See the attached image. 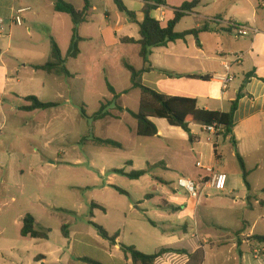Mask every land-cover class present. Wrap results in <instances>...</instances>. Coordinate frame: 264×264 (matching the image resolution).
<instances>
[{
  "label": "rangeland",
  "instance_id": "374dc122",
  "mask_svg": "<svg viewBox=\"0 0 264 264\" xmlns=\"http://www.w3.org/2000/svg\"><path fill=\"white\" fill-rule=\"evenodd\" d=\"M71 1L78 4L77 0ZM92 1L109 12V23L113 27H123L125 20L128 21L114 0ZM137 6V0L131 1L130 7L126 5L132 9ZM30 15L26 14L27 17ZM28 25L24 24V27ZM47 44L48 41H41L36 46L43 49ZM123 56L133 66L139 60L137 54ZM23 58V63L48 60L40 56L30 58L27 53ZM3 61L10 65L11 74L6 89L3 88L4 81H0V208L3 211L0 223L8 228L6 239L10 241V246L17 249L16 263L35 264L33 257L41 254V249L35 247L31 238L21 236L22 220L29 214L35 217L39 228L52 231L50 239L53 245L63 241V227L67 226L73 232L90 230L99 243L107 246L108 241L102 239L89 224L94 222L109 233L115 230L121 233V242L125 246H129L125 242L138 237L148 239L155 249L171 245L169 247L186 251L188 256L194 254L191 252L199 246L203 252V261L207 264H221V261L258 264L257 261H264L253 258V242L249 246L244 243L239 249L233 246L232 239L243 230L242 221L247 220L243 232L249 234L259 215L251 219L250 205L243 199L241 191L246 186L238 162L228 165V171L238 173L236 191L218 192L207 187L200 188L199 201L192 199L195 202L183 205L178 211L177 208L173 210L176 205L169 198H184L186 202L190 198L178 186V180L183 176L179 169H166L165 161L154 168H148V173L137 180L114 173V170L132 172L146 169V163L141 157L147 149H161V145L166 146L167 142L141 137L135 149L134 142L122 130V122H95L94 115L110 95L106 82L99 74L91 87H86V80H83L81 86L71 94L72 82L66 78L59 82L45 72L30 67L19 68L20 73H16L12 66L15 59L4 55ZM91 62L92 57L87 56L78 63L69 61V68L76 71L88 67ZM110 68V83L119 91L128 88L130 74L124 69L121 59H114ZM30 96L58 106L27 111L24 108L32 103L25 99ZM132 97H123L118 103L133 108ZM83 109L90 119L83 118ZM105 123L109 126H105ZM94 137L121 140L119 142L127 147L114 149L95 146L91 143ZM168 138L171 139L168 143L173 150L184 153L187 152L184 148L189 149V144L182 142L177 132H172ZM131 160L136 163L135 167L129 166ZM160 160L162 162L165 159ZM184 162V157L178 159L177 156V162L172 163H177L179 168ZM190 163L188 165L192 169L194 166ZM155 186H159V190ZM150 192L154 197L146 200L145 196ZM235 200L238 203H234ZM163 202H168L170 207H164ZM93 203L104 210L92 211ZM158 205L163 209H159ZM151 221L158 227H153ZM185 226L190 235H183ZM164 231L169 236L176 235V239L163 240ZM253 232L264 234L263 220H258ZM179 237L185 238L182 245L178 244ZM94 256L104 261V254L100 250L95 249Z\"/></svg>",
  "mask_w": 264,
  "mask_h": 264
},
{
  "label": "crops",
  "instance_id": "0c3cea01",
  "mask_svg": "<svg viewBox=\"0 0 264 264\" xmlns=\"http://www.w3.org/2000/svg\"><path fill=\"white\" fill-rule=\"evenodd\" d=\"M65 1L71 3L77 10H82L84 7V0H77L78 4L71 0ZM88 1L91 6L90 16L88 21L81 25L79 31L80 36L83 38L80 44L81 53L77 59H68L66 64L72 76H55L45 72L59 82L63 78L71 81V94L75 88L81 86L80 82L83 80H86V87H91L97 74L104 79L107 86V82L110 83L111 81V62L119 58L123 67L124 62H128L122 58L123 55L137 54L139 60L134 67L138 70L144 67L143 60L140 57L141 47L138 44H125L122 42V39L125 38L139 40L138 25L128 19V21L125 20L123 27H113L109 23V12L96 6L92 0ZM122 1L130 7V2L133 0ZM156 1L152 0L150 4L156 5ZM165 1L166 5L158 6L157 10L151 14L153 18L161 22L163 27L174 19L175 9L193 0ZM137 2L138 6L136 8H128V10L130 9L131 12L136 13L138 22H142L144 20L142 11L147 2L145 0H137ZM20 9L28 10L22 15L24 24H29L28 27H24V24L23 26H13L11 24V18L14 16L15 11ZM29 13L31 15L27 17L26 14ZM0 19H4L10 29L8 36L0 38V81L5 83L3 88L6 89L11 74L10 65L3 61L4 55L15 59L12 66L16 73H20L19 68L30 67L35 70L34 65H44L49 61L51 39H53L59 45L63 57L66 58L73 34V22L68 14L55 11L54 0H0ZM204 24L207 25L208 30L200 34L198 39L189 36L185 40H178L167 47L154 49L150 58L153 71L144 74L143 82L147 87L168 97L196 99L198 106L207 111L227 113L230 111L232 103L237 101L238 107L234 115L236 146L233 145L230 137L224 135L218 138L211 136L203 130V125L199 124L191 126V133L195 141L190 142L189 136L182 129L171 127L166 120L152 119L159 131L158 136L152 139L164 140L167 145H161V149L153 151L147 149L144 156L141 157L146 163V169L142 171L148 173V168H154L166 161V169H179L183 175L182 178L193 181L199 186V189H205L206 187L210 188L209 185L204 183L210 180V174L207 173L206 169L211 168L216 173L227 175L226 191L233 192L236 191L238 173L228 171V165L234 162L239 163L238 153L249 173L248 181L251 186L250 193L247 187L244 191L242 189L243 199L250 205L251 219L259 214L249 234L243 232L246 229L244 224H248L247 220L242 221L243 230L238 232L241 234L240 237L232 239L234 248L239 249V246L244 243L249 246L250 241L248 238L255 235L264 236V234L253 232L258 220L264 221V0H202L193 12L185 15L175 27V31L183 33ZM231 24H240L250 29H257L259 33H251L248 37H239ZM41 41H48L49 45L47 44L43 49L39 48L36 45ZM26 53L29 54L30 58L40 56L42 59L47 57L48 60H45V62L23 63L25 61L23 57ZM236 55H242V60L239 63L235 61ZM87 56L93 59L88 67L84 66L76 71L69 68V61L78 63ZM226 63L231 66L229 71L225 68ZM124 69L126 70L125 67ZM227 72L233 75L235 79L227 89H224L220 78L225 76ZM112 87L114 86L112 85ZM114 89L120 95L117 101L118 105H120L118 102L121 98L133 96V108L120 106L133 112L138 111L142 94L140 90L132 89L131 74L128 88L121 91L115 87ZM5 91L3 92L4 95L6 94ZM113 99L114 96L110 93L104 104L113 102ZM109 113L110 115L105 119L95 122H108V120L122 122L123 132L127 134L126 137H129L130 141L134 142V148L137 149L138 138H141L137 135V120L128 112L119 111L114 105L109 108ZM104 125L109 126L108 123ZM172 132H177L181 141L189 144L188 150L184 148V151L187 152L180 153L170 148L168 141L171 139L168 136ZM113 141L120 143L123 146L122 149H126L127 146L119 142L121 140ZM215 146L217 147L216 151ZM177 156L178 159L181 157L186 159V163L184 162L182 167L179 166V168L177 163H172L177 162ZM162 158L165 160L161 162L160 159ZM189 163L194 166L192 169L189 167ZM198 163H201L202 166L198 167ZM135 165L136 163L133 160L129 161L130 167H135ZM122 170L130 173L125 169ZM242 181L244 182V179ZM244 186H246L245 183ZM155 189L159 190V186H155ZM153 197L154 195L150 192L146 194L145 199L148 200ZM169 201L176 205L173 210L177 208V211L183 205L195 202L190 198L186 202V199L179 197L169 198ZM163 203L165 204L164 207H170L168 202ZM234 203H238V201L235 200ZM157 207L162 208L159 205ZM2 214L3 211L0 208V217ZM158 216L161 217V214L158 213ZM151 225L155 228L158 227L152 221ZM183 230L184 236L190 235L186 226ZM174 231L172 230V232ZM7 233L8 228L0 223V239L4 238L0 240V264H19L16 263L18 261L17 249L10 246V241L6 239ZM66 233V237L64 233L62 234L63 241L55 245L51 243L50 237L48 240L31 238L35 242L33 243L35 247L41 249L40 256L35 255L33 257L35 258V264H89L81 261L82 258L91 259L99 264H133L132 260L126 257L120 249V245H123L121 242L122 235L117 230L109 233L111 236L119 233L117 245H111L106 241L107 246L99 243L96 235L90 230L84 229L73 232L67 229ZM164 233L162 234L163 240L173 241L176 239V235L169 236L167 232L164 231ZM177 241L179 245H182L185 238L179 237ZM125 244L134 246L147 255L156 254L162 249L182 250L169 247L171 245L166 246L167 248L155 249L153 243L148 239L142 240L138 237L128 240ZM95 249L104 254V261L94 256ZM196 250H199V246L191 253H196ZM240 255L243 260V253L241 252ZM230 262L244 264L245 261H221V264H229ZM257 262L258 264H264V261ZM155 264H199V262L191 261L188 255L166 253L158 258ZM201 264H207V262L203 261Z\"/></svg>",
  "mask_w": 264,
  "mask_h": 264
},
{
  "label": "trees",
  "instance_id": "16d2710c",
  "mask_svg": "<svg viewBox=\"0 0 264 264\" xmlns=\"http://www.w3.org/2000/svg\"><path fill=\"white\" fill-rule=\"evenodd\" d=\"M145 1L147 3L142 11L144 20L142 22H138L137 14L128 10L122 0H114L118 10L121 13L125 14L131 22L136 23L139 27L140 38L138 41L131 38L122 39V42L125 44H138L141 47L140 57L143 60L144 64V67L141 70L136 69L126 61L124 62V67L131 74L132 89H138L142 94L139 109L137 112H133L118 105L117 101L120 98V95L116 92L114 87H112V85L107 82L108 90L114 96L113 102L106 104L103 103L100 107V110L94 115V120H102L108 117L110 115L109 108L114 105L119 111L128 112L137 120V135L139 137L154 138L158 136V128L152 121V119H163L166 120L171 127L182 129L189 136L190 142L195 141V138L191 133L192 125L199 124L203 125L204 127L206 125L218 123L222 127L223 132L221 134H218L216 137L218 138L221 135L230 137L231 142L234 146H236V140L234 137V115L238 107L237 101L232 103L231 109L227 113L207 111L201 109L198 106V102L196 99L185 97H168L147 87L143 82L144 74L153 71L150 58L153 54L154 49L167 47L169 44L175 43L178 40H185L189 36H194L198 39L200 34L208 30L207 25L204 24L201 27H197L183 33H177L175 31V27L185 17V15L193 12L200 5L202 0H193L192 2H187L180 8L175 9L174 19L171 20L165 27L162 26L161 22L153 18L151 14L153 11L157 10L158 6L166 5V1L157 0L156 5L150 4L152 0ZM54 6L56 12L68 14L73 22V34L67 56L66 58L63 57L59 45L53 39H51V53L49 61L44 65H34L33 68L37 71H43L50 75L71 77L72 75L67 69L66 65L67 60L77 59L81 53L80 44L83 41V38L80 36L79 31L81 25L88 21L91 6L88 0H84V7L82 10H77L75 6H73L71 3L66 2L65 0H54ZM237 26L241 27L244 25L237 24ZM167 74L172 75L170 73ZM25 100L32 103L31 106L24 108L27 111L46 110L58 106L57 104L53 103H43L35 96L27 97ZM82 116L85 119H90L85 109L82 110ZM91 143L95 146L112 147L116 149L123 148L120 143L110 139H101L94 137ZM216 148L217 147L215 146V151ZM237 158L243 172L244 183L250 193L251 186L248 181L249 173L245 167L243 159L238 153ZM114 173L126 176L133 180H137L145 176L147 174V171H132L130 173H126L124 170H114ZM117 190L123 194H126L124 191H121L119 189ZM91 207L92 211L94 209L104 210L101 206L94 203L91 205ZM91 215H93V212L91 213ZM22 223V237H29L36 240L49 239L51 230L41 227L39 228L37 220L32 215L29 214L25 216ZM89 224L94 228V230L102 239L108 241L111 245H117V240L119 238L118 233L111 236L109 232L102 226H99L94 222H89ZM67 229V226L63 227V233L65 237L67 236ZM237 237H239V233L237 234ZM248 240L253 243L264 244V236L255 235L248 238ZM120 249L126 257L132 260L133 264H155L157 259L162 257L166 253L188 255L186 251L173 249H162L160 252L153 255L144 254L134 246L120 245ZM189 258L191 261H198L199 264H201L203 262L202 250L199 249L196 253L189 255ZM80 260L89 264H99L98 262L88 258H82Z\"/></svg>",
  "mask_w": 264,
  "mask_h": 264
},
{
  "label": "built area",
  "instance_id": "2783aa9c",
  "mask_svg": "<svg viewBox=\"0 0 264 264\" xmlns=\"http://www.w3.org/2000/svg\"><path fill=\"white\" fill-rule=\"evenodd\" d=\"M27 9H20L15 11L14 16L11 18V24L13 26H23L24 20L22 15L27 12ZM231 26L236 30L237 36L239 37H248L253 34H258L259 31L257 29H250L245 26L238 27L237 24H231ZM10 32L9 27L6 24L4 19H0V38L8 36ZM242 60V55H236L235 61L239 63ZM230 64L226 63L225 68L227 71L230 70ZM234 76L231 75L229 72L225 74V76L221 77L220 80L222 82L223 88L227 89L229 85L234 81ZM203 130L211 135L217 136L223 132L222 127L218 123L206 125L203 127ZM198 167H201V163L197 164ZM207 173L210 174V180L205 182V185H209L210 188L217 190L218 192H224L227 188V175L223 173H216L213 169L207 168ZM179 187L183 188L189 197L194 200H200L199 194V186L196 185L193 181L181 178L178 180ZM252 256L255 260L264 259V244L262 243H255Z\"/></svg>",
  "mask_w": 264,
  "mask_h": 264
}]
</instances>
